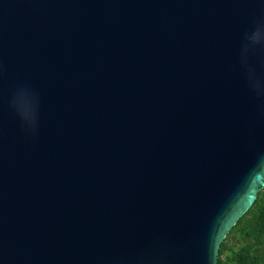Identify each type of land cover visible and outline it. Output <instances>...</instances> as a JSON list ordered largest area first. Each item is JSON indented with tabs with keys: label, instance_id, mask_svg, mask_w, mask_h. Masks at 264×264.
Masks as SVG:
<instances>
[{
	"label": "water",
	"instance_id": "water-1",
	"mask_svg": "<svg viewBox=\"0 0 264 264\" xmlns=\"http://www.w3.org/2000/svg\"><path fill=\"white\" fill-rule=\"evenodd\" d=\"M262 17L264 0H0V264H218L264 189V99L238 63Z\"/></svg>",
	"mask_w": 264,
	"mask_h": 264
},
{
	"label": "clouds",
	"instance_id": "clouds-1",
	"mask_svg": "<svg viewBox=\"0 0 264 264\" xmlns=\"http://www.w3.org/2000/svg\"><path fill=\"white\" fill-rule=\"evenodd\" d=\"M264 47V18L258 19L252 30L246 32L239 49V66L243 70L250 90L259 99H264V56H258V49ZM255 57V62L253 58ZM3 69L0 68V73ZM27 98L28 103L22 104L21 99ZM11 103L25 129L37 134L39 131V102L25 86L19 87L13 93ZM260 109L264 111V104Z\"/></svg>",
	"mask_w": 264,
	"mask_h": 264
},
{
	"label": "trees",
	"instance_id": "trees-1",
	"mask_svg": "<svg viewBox=\"0 0 264 264\" xmlns=\"http://www.w3.org/2000/svg\"><path fill=\"white\" fill-rule=\"evenodd\" d=\"M218 264H264V189L223 241Z\"/></svg>",
	"mask_w": 264,
	"mask_h": 264
},
{
	"label": "snow or ice",
	"instance_id": "snow-or-ice-1",
	"mask_svg": "<svg viewBox=\"0 0 264 264\" xmlns=\"http://www.w3.org/2000/svg\"><path fill=\"white\" fill-rule=\"evenodd\" d=\"M262 18H264V17H262Z\"/></svg>",
	"mask_w": 264,
	"mask_h": 264
}]
</instances>
